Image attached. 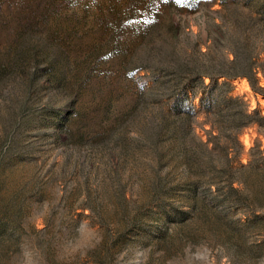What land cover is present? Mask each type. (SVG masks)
I'll return each mask as SVG.
<instances>
[{
  "label": "rangeland",
  "instance_id": "374dc122",
  "mask_svg": "<svg viewBox=\"0 0 264 264\" xmlns=\"http://www.w3.org/2000/svg\"><path fill=\"white\" fill-rule=\"evenodd\" d=\"M245 1L0 0V264H264V175L219 193L212 121L185 123L142 69L160 44L183 54V36L157 33L168 20L203 40L207 23L255 31ZM228 82L264 115L245 79ZM238 140L233 168L255 145L264 156L256 125Z\"/></svg>",
  "mask_w": 264,
  "mask_h": 264
},
{
  "label": "trees",
  "instance_id": "16d2710c",
  "mask_svg": "<svg viewBox=\"0 0 264 264\" xmlns=\"http://www.w3.org/2000/svg\"><path fill=\"white\" fill-rule=\"evenodd\" d=\"M216 1L224 8L225 4L227 6L228 2L235 0H161V4L170 12L174 8L191 12L199 5L206 7L207 3ZM245 8L248 18L257 28L255 31L245 29L242 39H231L222 24L207 23V36L203 40L199 34H186L179 24L168 20L157 33H167L174 40L183 36L186 41L183 54L176 51L175 45L168 51L165 44H160L157 47L161 58L159 65L146 63L142 68L152 77H159L157 80L161 84L172 87L171 92L166 88L164 95L172 104L175 102L177 109H173L185 123L189 124L198 114L212 121L210 124L217 134H208L207 143L223 155L226 163L218 169H210L213 177L217 178L210 183L222 195L235 198L241 197L243 191L234 187V184L245 185L241 177L235 176L236 173L256 170L264 175V156L257 149L258 146L250 148L249 162L245 165L239 163L237 168H233L230 158L231 152H234V158H240L243 154L238 138L245 128L256 125L258 132L264 136V115L258 109L250 111L239 98L228 96V80L241 78L246 80L253 93L264 97V85L261 84V80H264V36L260 39L264 35V0H246ZM201 43L205 51H202ZM222 48L225 52L219 54ZM195 99L199 101L198 109L187 103ZM205 145L202 143L203 148ZM255 151L259 158L254 154ZM4 235L0 233V237Z\"/></svg>",
  "mask_w": 264,
  "mask_h": 264
}]
</instances>
